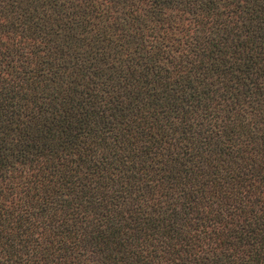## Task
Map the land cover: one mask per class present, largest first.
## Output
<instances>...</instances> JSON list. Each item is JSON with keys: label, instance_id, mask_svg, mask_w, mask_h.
Returning a JSON list of instances; mask_svg holds the SVG:
<instances>
[{"label": "trees", "instance_id": "trees-1", "mask_svg": "<svg viewBox=\"0 0 264 264\" xmlns=\"http://www.w3.org/2000/svg\"><path fill=\"white\" fill-rule=\"evenodd\" d=\"M0 264H264V0H0Z\"/></svg>", "mask_w": 264, "mask_h": 264}]
</instances>
